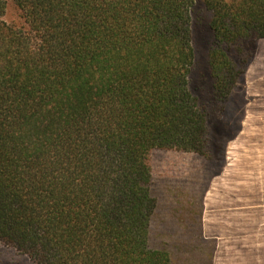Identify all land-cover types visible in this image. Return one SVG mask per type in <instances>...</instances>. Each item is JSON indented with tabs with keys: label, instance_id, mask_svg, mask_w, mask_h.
<instances>
[{
	"label": "trees",
	"instance_id": "16d2710c",
	"mask_svg": "<svg viewBox=\"0 0 264 264\" xmlns=\"http://www.w3.org/2000/svg\"><path fill=\"white\" fill-rule=\"evenodd\" d=\"M12 2L21 26L0 0V245L34 264H173L149 244L151 153L209 158L224 132L190 85L196 0ZM201 2L221 111L264 39V0Z\"/></svg>",
	"mask_w": 264,
	"mask_h": 264
},
{
	"label": "rangeland",
	"instance_id": "374dc122",
	"mask_svg": "<svg viewBox=\"0 0 264 264\" xmlns=\"http://www.w3.org/2000/svg\"><path fill=\"white\" fill-rule=\"evenodd\" d=\"M19 12L12 0H6V10L3 15L6 23L21 26L23 20ZM210 17L211 13L203 7L201 0H196L192 12L195 67L190 76V85L191 89L198 94L200 101L208 103L210 114H212L211 131L217 139V135L221 131L216 127L219 123L216 122V119L222 110L220 111L219 107L221 103L211 98V80L206 63L207 48L212 41V32L209 27ZM262 50V54H264V48ZM242 77L224 101L225 106L228 104L227 110L234 105V102L231 101L232 93L240 87ZM226 118L224 115V119ZM228 121H230L229 117ZM234 129L231 127L228 133L231 135ZM221 136L216 141L213 139L209 141V158H203L195 153H182L174 150H154L151 153L153 195L156 197V208L150 220L149 244L152 247L166 249L173 264H213V250L216 242L206 238L204 231L205 224L211 226L209 218L211 215L209 214L214 212L208 208L205 216L203 192L208 188L211 177L219 171L222 165L224 166L222 147L225 137L221 139ZM230 148L232 151L234 148H238L236 142L231 143ZM236 157L233 156L229 161H226L223 173L216 177L218 186L215 185L213 188H224L227 191H213L217 195L213 200L228 199L234 205L239 201L264 202V181L256 178L253 171L247 177L241 176ZM236 219L234 221L236 224L242 221L238 217ZM235 235L240 239L236 242H229V244L237 245L234 249L242 254L240 255L241 259L252 262L253 257L249 256L254 249L252 248V235H248V238H245V233H236ZM229 236L230 234H227V237ZM221 254H223V250L220 249L219 255ZM0 264L34 263L27 256L17 253L13 248L0 245Z\"/></svg>",
	"mask_w": 264,
	"mask_h": 264
},
{
	"label": "crops",
	"instance_id": "0c3cea01",
	"mask_svg": "<svg viewBox=\"0 0 264 264\" xmlns=\"http://www.w3.org/2000/svg\"><path fill=\"white\" fill-rule=\"evenodd\" d=\"M263 43L264 39L257 41L254 55L246 66L241 85L232 93L231 101L234 102V105L227 110L228 104L226 106L224 104L222 111L218 115L219 120L216 119V122H219L224 130L221 133L223 138L225 137L222 147L224 166L222 165L219 171L211 177L208 188L203 192L205 216L208 208H211L212 212H214L209 214L211 215L209 217L211 226L205 224L204 231L206 238L216 242L213 250V264H264V202L257 200L254 203L239 201L234 205L228 199L213 200L217 196L213 191H227L224 188L213 187L215 185L216 187L218 186L216 177L223 173L225 162L229 161L233 156H237L236 160L239 162L238 170L241 176L247 177L253 171L256 178L264 181ZM247 72L248 74L245 76ZM226 112L230 121H228V117L226 118ZM224 115L226 119H224ZM231 127L235 129L230 135L228 130ZM233 142H236L238 148H232V151L230 144ZM236 217L242 220L238 224L234 222L237 220ZM236 233H245V238H248V235H252V248L254 249L249 254V256L252 255L253 257L252 262L241 259L242 256L240 255L242 254L234 249L237 245L229 244V242H236L240 239L239 236L235 235ZM227 234H230V236L227 237ZM220 249L223 250L221 255H219Z\"/></svg>",
	"mask_w": 264,
	"mask_h": 264
}]
</instances>
